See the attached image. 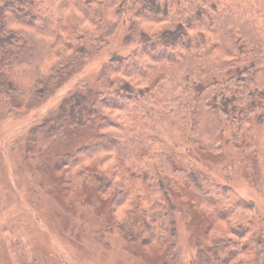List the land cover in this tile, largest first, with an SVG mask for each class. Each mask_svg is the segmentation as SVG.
Listing matches in <instances>:
<instances>
[{"label": "trees", "instance_id": "trees-1", "mask_svg": "<svg viewBox=\"0 0 264 264\" xmlns=\"http://www.w3.org/2000/svg\"><path fill=\"white\" fill-rule=\"evenodd\" d=\"M121 30L134 48L102 66L103 88L76 86L32 129L26 151L40 154L41 188L65 212L91 208L143 264H179L175 214L184 207L203 264L264 262L253 204L178 166L148 133L153 119L182 134L189 125L215 159L225 126L236 139L253 117L262 124L264 0H0V98L37 107Z\"/></svg>", "mask_w": 264, "mask_h": 264}, {"label": "rangeland", "instance_id": "rangeland-1", "mask_svg": "<svg viewBox=\"0 0 264 264\" xmlns=\"http://www.w3.org/2000/svg\"><path fill=\"white\" fill-rule=\"evenodd\" d=\"M122 38L123 30L35 108L14 109L0 98V264H143L125 250L118 230L104 228L105 220L91 208L77 205L65 212L51 200L35 170L41 160L39 152L26 151L32 129L55 115L65 95L76 86L103 88L97 82L102 66L113 54L126 55L134 48L123 44ZM252 121L236 139L231 138L229 127H224L222 151L215 159L196 145L189 125L182 134L176 125L153 119L148 133L165 143L178 166L207 174L252 203L255 219L264 225V118L262 124H257L256 117ZM43 143L39 136L38 147L44 148ZM249 163L256 172L250 179L245 173ZM175 217L179 264H203L191 242L196 222L186 207ZM97 234L102 235V243L95 242Z\"/></svg>", "mask_w": 264, "mask_h": 264}]
</instances>
